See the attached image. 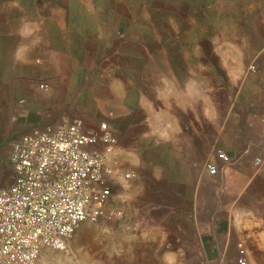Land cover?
I'll return each instance as SVG.
<instances>
[{
  "label": "crops",
  "instance_id": "0c3cea01",
  "mask_svg": "<svg viewBox=\"0 0 264 264\" xmlns=\"http://www.w3.org/2000/svg\"><path fill=\"white\" fill-rule=\"evenodd\" d=\"M79 2L3 0L0 7V45L9 44L0 49L2 65L9 63L11 75L34 65L52 71L49 83L60 94L41 95L30 79L17 83L25 133L40 130L31 128L34 111H49L43 121L55 126L72 117L69 109L93 116V103L117 137L113 207L144 228L148 244L193 252L196 231L202 247H211L210 238L220 254L241 247L264 254V8H251L244 22L241 6L237 16L223 17L221 56H130L127 40L122 63L99 76L97 56L116 54L105 52L97 6ZM208 163L218 166L217 176ZM201 203H214L217 213L195 212Z\"/></svg>",
  "mask_w": 264,
  "mask_h": 264
},
{
  "label": "rangeland",
  "instance_id": "374dc122",
  "mask_svg": "<svg viewBox=\"0 0 264 264\" xmlns=\"http://www.w3.org/2000/svg\"><path fill=\"white\" fill-rule=\"evenodd\" d=\"M83 1L85 3H79L97 6L95 14L99 23L103 25L102 31L107 39L105 52L115 51L116 54L115 56H97L99 76L102 69L122 63V56L118 55L121 54L122 46L125 53L127 40L130 56H181L183 54L221 56L223 17L226 14H229L230 18L237 16L238 7L241 6L244 22V18L250 15L248 13L252 10L251 8L255 10L259 7L264 8V0ZM2 5L5 3L0 0V7ZM226 11L228 13H225ZM245 22V28H247L248 21ZM187 33H192L193 37H189ZM1 47L8 48V40L5 39L0 49ZM156 60L158 63L159 58L156 57ZM2 63L0 61V188L10 183L12 171L8 163V155L11 144L26 132L22 122L25 110L15 102L17 83L30 79L33 89L39 94L60 95L49 83L48 75L52 74V71L45 72L42 67L34 65L33 69L20 70L18 75H11L13 71L9 63L6 65ZM91 64L93 65V61ZM43 85H48L49 90L42 89ZM75 96L78 94L75 93ZM89 108L88 112L93 116L84 115L81 109H69L72 117L57 118L59 122L54 125L79 120L87 129H92L88 124L90 120L97 119L99 126L103 123L99 116L101 111L93 103ZM33 114L37 119L31 126L32 129H43L49 126L43 121L51 117L49 111H34ZM158 199V197L155 198V200ZM142 203L145 204L143 201ZM137 207L138 204L131 206L132 214L137 212ZM217 208L218 206L214 203L195 204V212L209 215L213 214ZM125 216L124 212V215L119 218H101L97 221L83 222L68 243L66 250H45L35 264H223L224 262L239 264L242 247L233 253L220 254L212 247L214 244L210 238L207 241L211 247L209 249L202 247L201 242H205V238L201 239L202 237L196 231L192 238L193 252L159 251V246L147 243L150 240H147L144 228H139L137 222L125 220ZM44 255L46 258H43ZM244 256L247 264H255L256 260L264 262L263 253L245 252Z\"/></svg>",
  "mask_w": 264,
  "mask_h": 264
},
{
  "label": "built area",
  "instance_id": "2783aa9c",
  "mask_svg": "<svg viewBox=\"0 0 264 264\" xmlns=\"http://www.w3.org/2000/svg\"><path fill=\"white\" fill-rule=\"evenodd\" d=\"M42 89L49 90L48 85ZM117 137L107 123L79 120L25 133L11 144L10 183L0 188V264H35L45 250L64 251L83 222L119 218L114 208ZM218 158L230 162L224 152ZM263 160L256 159L261 165ZM207 172L219 168L208 163ZM239 264H247L241 248Z\"/></svg>",
  "mask_w": 264,
  "mask_h": 264
},
{
  "label": "bare ground",
  "instance_id": "6f19581e",
  "mask_svg": "<svg viewBox=\"0 0 264 264\" xmlns=\"http://www.w3.org/2000/svg\"><path fill=\"white\" fill-rule=\"evenodd\" d=\"M43 258H46V255H44Z\"/></svg>",
  "mask_w": 264,
  "mask_h": 264
}]
</instances>
